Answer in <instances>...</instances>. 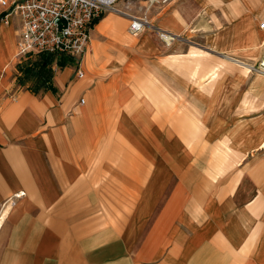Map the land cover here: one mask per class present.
<instances>
[{"label": "crops", "instance_id": "0c3cea01", "mask_svg": "<svg viewBox=\"0 0 264 264\" xmlns=\"http://www.w3.org/2000/svg\"><path fill=\"white\" fill-rule=\"evenodd\" d=\"M5 10L0 6V17ZM126 18L105 15L98 20L81 60L67 55L77 60V66L60 61L61 66L52 65V73L39 84L37 80L34 84L33 61L54 54L18 57L20 17L12 14L8 23L0 20V207L14 193L25 192L0 227V264H173L175 260L176 264H240L230 245L224 250L213 242L202 247L193 238L187 242L181 228L186 219L176 203L160 210L155 235L144 236L141 245L131 235L135 230L99 227L95 220L98 206L109 201L111 215L120 216V185L123 191L130 190L125 195L134 194V188L120 178L121 169L130 166L133 178L138 165V170L143 169L138 182L144 190L149 188L146 179L154 164L145 153L147 123L166 122L165 106L151 109L156 104L151 86L169 83L180 90L184 72L195 84L199 77L194 75L205 71L204 77L212 80L218 75L214 59L222 58L230 62L231 70L224 69L221 112H229L231 121L236 119L232 112L243 102L229 75L240 71L241 78L254 70L252 65L261 56L264 0H174L151 13L159 34L150 29L138 39L127 35ZM109 23L115 27L107 28ZM162 33L175 40L170 42L172 49L161 41ZM178 57H188L189 65L173 60ZM234 62L239 66L235 68ZM79 70L88 77L77 76ZM107 74L103 80L101 76ZM251 86L264 101V75L257 72ZM237 121L244 126L247 120ZM141 124L149 126L146 131H136ZM167 134L161 125L160 141ZM174 153L168 156L175 158ZM98 164L110 172L103 182L94 174ZM127 212L124 209L121 216H132ZM219 236L218 245L229 241ZM169 244L172 253L152 262L159 256L157 251L164 253ZM136 246H143V251ZM260 250H255L256 256Z\"/></svg>", "mask_w": 264, "mask_h": 264}, {"label": "rangeland", "instance_id": "374dc122", "mask_svg": "<svg viewBox=\"0 0 264 264\" xmlns=\"http://www.w3.org/2000/svg\"><path fill=\"white\" fill-rule=\"evenodd\" d=\"M138 4L144 5L145 2H138L135 6L137 7ZM136 14L139 12L137 11ZM108 15L126 18L116 12H108L106 16ZM129 25L130 21L126 20L124 28L128 36L131 35ZM150 29L159 34L153 23L142 33ZM139 35L130 37L138 39L141 36ZM161 41L166 46H170V49L174 47L172 43L175 40H171L172 43L166 42L165 39ZM188 59V57H178L173 60L176 62L180 60L189 65ZM214 60L218 75L212 80L204 77L206 71H202L203 73L198 76L194 75L195 79L199 77L195 84V80L191 79L188 73L185 76L184 72L185 78H182L184 88L180 90L169 83L160 87L158 84L151 86L150 94L155 96L153 99L156 101L155 105H151V109L159 107V110L160 108L162 110L165 106L166 122L152 120V123H147L150 126L149 146L144 152L154 164L150 169L149 181L146 179L149 188L144 190L142 183L138 182L139 171L142 173L143 170H138V165L135 166V179L128 171L130 166L128 170L121 169L120 178L131 189L134 188V194L129 192L125 195L130 190L123 191L120 185L118 210L120 216L111 215V204L108 200L109 202H103L98 206L96 212L98 217L95 221L99 227L118 225L123 232L135 230L131 235H134L135 241L141 245L144 236L155 235V225L158 223L160 210L171 208L176 203L179 215L186 219L184 226H187L182 225L181 228L187 242L193 238L201 247L207 242H213L214 247H221L224 250H229L230 245L235 250L234 256L241 260L240 264H264V101L254 94V88L251 86L252 81L257 77V70L249 71L241 78L240 71L230 72L235 74L229 77L236 83L237 96L241 97L243 102L237 106L240 107L237 112L235 110L232 112L236 115V119L231 121L229 112H226V115L224 111L221 112L224 107L221 104L224 69L228 72L231 70L228 66L230 62L219 57H215ZM60 61L77 66V60L68 57L67 54L37 56L35 62L33 61L36 65L32 68L33 71L36 70L32 72L34 84L36 80L39 84L42 79H47L46 77L52 73V65L59 68ZM232 64L235 68L238 65L235 62ZM105 65L104 62L100 65L102 70L106 68ZM242 70L246 73V70ZM87 77L85 73L84 79ZM101 77L106 80L109 76L107 74ZM25 79L32 80V77L26 76ZM210 80L213 85L210 84ZM210 92L215 96L214 99ZM247 99L248 101L245 102ZM157 102H161L159 106ZM240 117L247 120L244 126L239 125L240 121H237L243 120ZM231 122L234 125L229 124ZM161 125L168 133L162 141L158 136ZM149 126L141 124L136 131L140 128L146 131ZM241 126L240 131H235ZM138 145L136 138V148ZM169 153L172 156L173 153L176 154L174 155L176 157L171 158L168 156ZM96 167L97 171L94 174L100 182L110 177V172L103 165L98 164ZM121 192H124V195ZM18 193L20 192L12 196ZM24 195L25 192L22 197ZM122 196L129 197V200H124ZM124 209H128L127 213L130 212L132 216H121ZM9 212L10 209L6 216ZM243 213L247 215L241 218ZM5 219L0 223V227ZM226 220L228 222L224 223ZM216 235L224 237L223 241L226 238L229 241L218 245L216 241H220ZM170 246L171 244L164 253L157 251L159 256L151 261L159 262L165 255H170L172 253ZM142 248L143 246H136L138 252L143 251ZM258 248L261 249L260 256H256L255 253ZM198 252H202V249H198ZM175 261L173 264H176Z\"/></svg>", "mask_w": 264, "mask_h": 264}, {"label": "built area", "instance_id": "2783aa9c", "mask_svg": "<svg viewBox=\"0 0 264 264\" xmlns=\"http://www.w3.org/2000/svg\"><path fill=\"white\" fill-rule=\"evenodd\" d=\"M141 1L145 4L136 7ZM172 2L174 0H0V6L6 7L0 20L8 23L10 15L20 17L22 28L17 43L20 58L33 53H49L67 54L81 60L96 22L108 12L126 16L130 21V33L139 35L152 25L151 13L165 9ZM260 28L264 31V21ZM262 46L261 56L253 68L264 73V39ZM78 75L83 77L84 72L79 70ZM23 194L8 198L1 206L0 216L8 203L13 205Z\"/></svg>", "mask_w": 264, "mask_h": 264}, {"label": "bare ground", "instance_id": "6f19581e", "mask_svg": "<svg viewBox=\"0 0 264 264\" xmlns=\"http://www.w3.org/2000/svg\"><path fill=\"white\" fill-rule=\"evenodd\" d=\"M108 27L107 28H114L115 26L112 25V23L109 25H107ZM167 34V33H166ZM134 36V34H132ZM163 37L165 38L166 42H171V40L173 39V37H171V35L169 36V34L167 36H165L163 34ZM263 47V46H262ZM262 47H261V50H262ZM255 70V69H254ZM257 72L261 73L262 75H264V73L260 72V70H258ZM12 206V203H8L4 208H3V214L2 216H0V223L5 219V214L6 212L8 211V209Z\"/></svg>", "mask_w": 264, "mask_h": 264}]
</instances>
